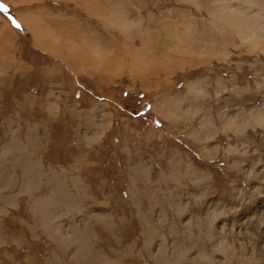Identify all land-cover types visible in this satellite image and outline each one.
<instances>
[{
	"label": "rangeland",
	"instance_id": "374dc122",
	"mask_svg": "<svg viewBox=\"0 0 264 264\" xmlns=\"http://www.w3.org/2000/svg\"><path fill=\"white\" fill-rule=\"evenodd\" d=\"M0 12L19 30L0 25L1 116L22 100L29 116H63L49 143L75 141L98 165L86 173L96 213L78 220L96 233L57 253L29 228L26 244L2 247L7 264H264V0H0ZM9 60L12 76L1 69ZM170 95L180 107L168 115L172 131L159 119ZM197 117L214 128L212 151L202 131L190 133ZM122 126L140 133L142 154L148 130L171 134L184 170L167 173L157 160L149 186L143 173L132 182Z\"/></svg>",
	"mask_w": 264,
	"mask_h": 264
},
{
	"label": "crops",
	"instance_id": "0c3cea01",
	"mask_svg": "<svg viewBox=\"0 0 264 264\" xmlns=\"http://www.w3.org/2000/svg\"><path fill=\"white\" fill-rule=\"evenodd\" d=\"M16 17L21 23L17 12ZM0 25L7 26L11 31H19L7 19L0 18ZM26 25L24 23L25 29ZM17 66L16 62L6 64L5 67H1L3 72L5 70L2 74L14 75V72L19 69V67L17 69ZM20 103L18 105L15 102L12 103L10 107L16 109L15 113L5 119L1 116L5 106L0 104V121L4 119L6 124L0 122V264H7V261L3 258L6 254H4L5 250L2 247L10 241H13L16 247L22 243L26 244V239L21 236L29 228L30 240H34L39 235L38 230L48 240L50 237L54 239L55 245L58 247L55 251L57 253L63 252L60 247L64 248L66 246L65 240L71 239V243H73L79 240L80 235L91 237L96 233L91 226V222L88 227L83 228V231L78 221L82 212L96 213L94 206L97 198H95L92 190L91 178L88 179L86 176V173L91 175L98 170L97 161L91 156L92 152L88 154V152H84L86 151V148H84L82 153L79 148H74V146H78L77 142L64 137L63 141L54 140L55 146L52 147L46 137L51 132L50 124H54L55 121L64 123L65 118L56 114L52 116L50 122L43 119L44 117L29 116L33 106H28L24 100ZM177 104L178 99L176 97L171 98V95L164 99L166 111H162L167 116L165 115L159 119L169 123L168 129L170 131L179 127L178 123L171 122L168 117V115L173 117L176 109H180L179 106L175 108ZM40 106L42 107L41 104ZM20 107L22 108L21 113H23L22 111L28 113L26 116L21 113L16 115ZM78 110H80V107L76 105L74 111ZM204 118L197 117L196 122L191 123L188 121V123L194 124L190 129V133L194 136L196 131H202L201 133L204 135L202 136V145L205 144L204 147L207 148L205 151H212L216 148V145L209 144V140L214 137L210 133L214 128L211 126L210 129L207 124L211 123ZM176 119H179V116ZM53 120L55 121L53 122ZM2 128H4L3 132L1 131ZM207 129L210 131L206 132ZM125 130H127V133H125ZM148 131V133H145L146 135L144 133L143 136L141 135L142 139L140 141H142L141 144L151 148V150L142 154L138 149L140 146L139 138L136 137L140 133L128 128L125 129L122 126L119 151L121 158L130 166L129 177L131 181L136 183L138 178L139 182L140 177L136 175H138L137 173H143L145 179L142 180L141 186L144 187L149 186L151 181L146 180V178L149 173L154 172L155 163L158 161L163 164V170L167 173L181 169L177 164V148L174 146L176 144L171 134L152 129ZM84 143L87 145L85 140ZM182 156L185 166L192 164L191 160H186V157ZM21 211H24V214ZM18 212L21 219V228L14 234L10 224ZM66 220H68L70 227L65 226ZM66 235L68 237L64 239L63 236ZM75 235L78 239L74 238ZM91 244L96 247L93 241ZM51 245L54 244L51 243ZM68 246L73 252L75 245ZM20 248L22 246L18 247V249ZM7 254L9 255L8 252ZM178 255L182 256V258H179V262L185 260V254L177 253ZM59 260L60 258L56 262ZM48 262H51V260H48ZM61 262L64 263V259H61ZM188 263L190 264V260Z\"/></svg>",
	"mask_w": 264,
	"mask_h": 264
},
{
	"label": "snow or ice",
	"instance_id": "6c2138e0",
	"mask_svg": "<svg viewBox=\"0 0 264 264\" xmlns=\"http://www.w3.org/2000/svg\"><path fill=\"white\" fill-rule=\"evenodd\" d=\"M13 23H15V21H13ZM16 26H17V27H19V25H18V24H17Z\"/></svg>",
	"mask_w": 264,
	"mask_h": 264
}]
</instances>
